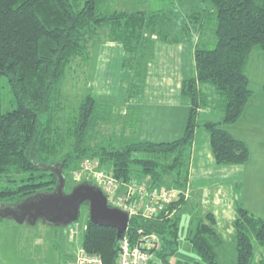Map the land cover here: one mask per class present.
<instances>
[{"label": "trees", "instance_id": "trees-1", "mask_svg": "<svg viewBox=\"0 0 264 264\" xmlns=\"http://www.w3.org/2000/svg\"><path fill=\"white\" fill-rule=\"evenodd\" d=\"M107 1L0 0V204L53 191L57 174L41 165L61 166L67 178L69 170L84 159H92L102 169L109 167L107 171L118 180L147 179L152 185L179 191V198L160 214L132 217L124 234L138 239L143 230L160 236L162 246L154 250L155 259L150 264H220L218 248L224 241L213 213L203 215L187 237L197 259L175 260L182 229L177 214L187 204L192 146L201 113L209 105L208 87L215 89L223 114L221 122L204 124L216 161L242 165L250 159L248 146L223 125L237 122L253 96L247 68L251 54L264 50V0H201L197 11H205L209 20H194L192 16L186 23L193 24L197 33L200 20L204 24L213 20L215 45L195 49L196 75L185 80L182 88L191 105L181 138L153 142L132 137L117 145L112 141L93 144L99 131L95 114L99 107L96 98L87 95L79 104L78 114L71 118L72 126L61 131L60 141L55 96L76 57L89 58L91 38H99L100 29L109 27V38L129 51L124 67L135 71L133 84L141 87L147 67L143 60L153 54L147 31L157 29L161 21L180 20L171 17L169 10L159 15L144 10H111ZM167 32L160 36L174 41ZM3 81L12 104L7 111L3 109ZM233 227L236 264H253L254 243L264 245V219L239 205ZM120 239L116 229L89 220L83 247L85 252L101 256L104 264H117Z\"/></svg>", "mask_w": 264, "mask_h": 264}, {"label": "rangeland", "instance_id": "rangeland-1", "mask_svg": "<svg viewBox=\"0 0 264 264\" xmlns=\"http://www.w3.org/2000/svg\"><path fill=\"white\" fill-rule=\"evenodd\" d=\"M200 2L201 0H109L107 1L106 7L109 6L111 10H124L129 12L144 9L145 13L149 15H159L162 14L164 10H167L166 7L172 5L176 11H178L174 18L180 15V20L178 22L182 24V22L189 23L192 16L194 20H199L198 18L209 20L205 11H200V13L197 11V8L203 4L202 2V4H200ZM191 7H193L194 10H191ZM169 20L164 22L161 21L160 23L163 24H159L158 28L155 30L147 31L148 33L146 36H148L152 41L158 38H163L160 36V33L167 30L166 28H168L171 24H174L176 21L172 19L170 21ZM200 25L201 27L203 26L204 29H202L199 34H197L195 31V36L192 40L196 39V43L199 42L201 47L213 48L215 45V37L213 35V20H210L205 24L200 20ZM99 32V38L105 40L110 39L108 37L111 32L109 27L101 28ZM178 32L168 31L167 33L175 36ZM91 39L95 40L96 36H94V38L92 37ZM161 42V40L157 42L159 46L157 47V54H155L154 58L151 56L143 60V62L149 63L148 66L151 71L146 88L143 86L139 87V83H136V86H134L133 83L135 80H133V82H131L133 85L130 84L129 89L127 90V83L129 81L125 76L129 74V71L125 66V69H123L122 72L119 48H115L116 50L114 51V55L109 58L106 67H103L97 79H95V70L98 66L97 53L99 51L106 50L107 48L101 46L98 48V50L96 49L94 59L92 61H90L89 58H85V56L82 58L80 56L76 57L74 63L67 71L66 77L62 84L60 83L61 86L59 88V93L55 96L54 117L57 120L56 124L60 129L58 131V140L61 141V131L66 132V130L72 126L71 118H73L75 114H78L79 104L87 95H93L96 98L99 107L95 113L99 121V131L95 133V139L92 141L93 144L112 141V143L117 145L122 140H130L132 137H136L137 139L143 141L151 138L159 139L155 137L152 126H150L147 130L148 135H144L143 130L147 128H145L144 124H141L139 121V118L143 116L144 112L143 110L141 111V108L137 109L136 107H130V105H133V101L140 99L142 101L143 107L159 106V102L156 99L159 97V94L155 91H162L165 89V87L162 85L166 82H169V79L165 77H154V70L163 65V57H166V46L163 45L167 44H162ZM152 44L154 46L153 42ZM88 49H90V43L88 44ZM127 54L130 56L129 51H127ZM192 59L194 58L192 57ZM187 65L189 66V60ZM133 72L135 73V71ZM253 75L257 83H261V80L264 78L263 71L256 74L253 73ZM249 87L253 92L254 99H257L259 96V98L263 100V91L259 93V88L261 85H256L251 81V85L249 84ZM207 92H210V99L208 100L209 107L207 106V108H210L213 118H215L214 121L217 122L220 120V116L222 114L219 105V97L216 94L215 89L212 87H208ZM2 93L3 109L4 111H7L12 108V104L10 103L11 98L9 95V89L5 81H3ZM61 106L63 109H61ZM200 117L201 119H204L206 115L203 114ZM240 134L245 138V133ZM238 140L242 141V139ZM249 142L250 141H247L246 145L248 146L249 150L252 148L254 152V158H252L254 161L256 160L258 162V166L263 172L262 175L264 176V140H262V143ZM86 160L87 159H84L80 162L77 168H73L72 170H69L68 173H66L68 180L66 189L67 192H70L75 185L83 181H87L85 180L84 176L78 178V173H80L78 170L82 166V163ZM95 162L97 163V161ZM97 164L100 167L99 163ZM108 168H103V170L107 171ZM100 169L102 168L100 167ZM243 190L244 188H240L239 193H242ZM257 191H246L245 196L249 197L250 195L254 204L248 205L245 203L244 206H247L249 210L246 207L244 208L253 214L256 212L254 215L260 217L259 214L264 215V212L259 211V206L264 205V191H262L261 194ZM231 192L235 193L232 194V196L236 198L238 195L236 194L238 193V190L234 189ZM199 198L200 204L196 205V207L200 215L213 212L214 214L219 213L218 218L221 224L218 226V229L222 230L226 236L225 246L222 250H219L220 261L225 264H235V229L229 223V211L227 212L223 208L227 207L226 201L222 199L220 202L218 201L219 203L217 207L211 208L208 192L201 193ZM207 208H211V212L208 211ZM89 220V208L87 205L82 207L79 219L75 223L68 226H52L42 220H39L36 225H31L28 223L19 224L9 219H1L0 264H53L54 261H56V263L59 262V264H72L83 249L85 231ZM199 220L200 218L195 222L194 215L185 216L183 218L181 222V241L179 251L174 257L175 260L193 262V258H197V255L192 251L190 241L187 239V237L190 235L192 230H195ZM256 254L257 264V262L264 257V248L256 250ZM60 257L61 261H59Z\"/></svg>", "mask_w": 264, "mask_h": 264}, {"label": "crops", "instance_id": "crops-1", "mask_svg": "<svg viewBox=\"0 0 264 264\" xmlns=\"http://www.w3.org/2000/svg\"><path fill=\"white\" fill-rule=\"evenodd\" d=\"M166 9L171 12V17H174L178 13V11H176V9L172 5L166 7ZM178 17L179 16H176V18ZM186 23L187 22H182V24H180V22H178L176 19L174 24H171L168 28H166L167 31H179L175 36H172V38H175L174 41H168L164 38H158L153 40L154 46L152 58H154L155 54H157V47L159 46L157 42L159 40L162 41V44H167L163 45L166 46V48L164 47L166 52V57H163L164 63L162 66L154 70V77L161 76L169 79V82H166L162 85L165 87V89H163L162 91H155L159 94V97L156 98L159 102V106L143 107L142 101L140 99L133 101V105H130V107H136L137 109L141 108V111L143 110L144 112L143 116L139 118L141 124H144V127L147 128H143L144 135H148L147 130L150 126H152L154 129L155 137L159 138H151L145 141L170 142L181 138L184 134L191 104L189 98L183 94V82L196 75L195 48L197 46H200L199 42L196 43V39L192 40L195 36L194 25L191 23L189 25H186ZM196 29L199 30L197 32V34H199L200 31L204 28L203 26H199L196 27ZM101 46H103L104 48L106 47L107 49L99 51L97 53L98 66L96 69L97 73L95 70V79L98 78L99 73L101 72L103 67H106L109 58L114 55V51L116 50L115 48H119L120 50V63L123 72V69H125V60L129 56L127 54V51L125 50L124 45L119 41L97 38L90 42V61L94 59L95 50H98V48H100ZM192 57L194 59H192ZM188 60L189 66L187 65ZM148 64L149 63H147V67L144 71L145 76L143 77L144 82L142 84L144 88L147 87V82L151 75V71L149 69ZM128 71L129 74L125 76L126 79H128L129 81L127 83V90L129 89V85L132 84L131 82L136 79V74L130 69H128ZM261 71L264 72V50L254 51L251 54L247 70L249 84L251 85L252 81L256 85H261V87L259 88V93H261L262 91L264 93V78L261 80V83H257L253 75V73L256 74ZM262 95L263 100L260 99L259 96L257 97V99H254V96L252 97L243 115L237 122L233 124L223 125L224 129H226L233 137L237 139H242L245 144H247V141H250L251 143H262V140H264V94ZM203 114H205L206 117L204 119H201L200 117L199 119L200 126L196 130L195 141L193 142L192 146L188 184L186 188L187 204L182 207L178 215L180 216L181 222L185 216L194 215L196 222L199 218L203 216L198 213L196 207V205L200 204L199 195L203 192H208L210 197L211 208L217 207L218 203L222 199L226 201L227 207L223 208L225 209V211H229V223L231 224V226H233V222L237 214V207L239 205H242L243 207L248 208L247 206H244L245 203L248 205L254 204V202L251 200L252 197L250 195L249 197L245 196L246 191L248 190L249 192H251L252 190H259L257 192L260 194L262 191H264V176L262 175L263 172L260 170L258 162L256 160H253L254 152L252 148L250 149V153H252L250 154V159L245 164H219L216 161L212 151L210 134L204 127V124L207 122H215V118H213L212 111H210V108H205L202 111L201 116ZM222 120L223 114H221L220 120H218L217 122H221ZM240 133H245V138L242 137ZM240 188H244L242 193H239ZM234 189L238 190V193H236L238 194L236 198L232 196V194L235 193L231 192ZM211 208H207L208 211L211 212ZM259 211L264 212V205L259 206ZM254 214H256V212H254ZM214 215L217 219V230L219 231L224 241L223 244L220 245L218 248L219 253V250H222L225 246L226 236L222 232V230L218 229V226H220L221 224L218 218L219 213H215ZM259 216L264 219V215L259 214ZM254 244L255 258L253 264H256V250L264 248V245H261L258 242H255ZM84 251L85 250L83 247L81 253L78 254L76 260L72 264H80V256ZM234 256L236 257V255ZM196 259L197 258H193V261H195ZM59 261H61V257ZM53 264H59V262L56 263V261H54ZM220 264L225 263H222L220 261ZM257 264H264V257L260 259Z\"/></svg>", "mask_w": 264, "mask_h": 264}, {"label": "water", "instance_id": "water-1", "mask_svg": "<svg viewBox=\"0 0 264 264\" xmlns=\"http://www.w3.org/2000/svg\"><path fill=\"white\" fill-rule=\"evenodd\" d=\"M40 167L57 174L56 188L51 192L35 193L22 202L0 204V219L31 225H36L42 220L52 226H68L79 219L82 207L87 205L92 223L114 228L117 238L122 237L129 227L130 215L120 208L110 206L104 190L98 184L84 181L67 193V178L61 166Z\"/></svg>", "mask_w": 264, "mask_h": 264}, {"label": "built area", "instance_id": "built-area-1", "mask_svg": "<svg viewBox=\"0 0 264 264\" xmlns=\"http://www.w3.org/2000/svg\"><path fill=\"white\" fill-rule=\"evenodd\" d=\"M78 171V178L84 176L85 180L98 184L104 190L109 205L128 212L130 219L134 216L154 217L168 208L180 195L175 189L152 185L147 179L133 178L127 182L118 180L110 172L100 169L91 159L83 162ZM124 234L120 239L117 264H150L154 258V250L162 246V240L157 234H145L140 230L138 239ZM80 264L104 262L101 256L84 251L80 256Z\"/></svg>", "mask_w": 264, "mask_h": 264}, {"label": "flooded vegetation", "instance_id": "flooded-vegetation-1", "mask_svg": "<svg viewBox=\"0 0 264 264\" xmlns=\"http://www.w3.org/2000/svg\"><path fill=\"white\" fill-rule=\"evenodd\" d=\"M68 181V180H67ZM67 184H68V182H67ZM66 189H67V186H66ZM67 192V191H66ZM71 192V191H70ZM67 193H69V192H67Z\"/></svg>", "mask_w": 264, "mask_h": 264}]
</instances>
